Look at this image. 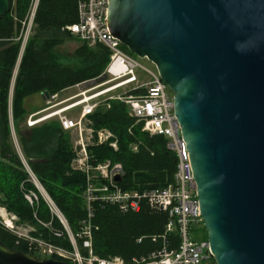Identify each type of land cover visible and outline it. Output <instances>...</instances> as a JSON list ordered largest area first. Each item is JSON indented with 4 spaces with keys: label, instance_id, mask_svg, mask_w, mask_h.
Returning a JSON list of instances; mask_svg holds the SVG:
<instances>
[{
    "label": "water",
    "instance_id": "water-1",
    "mask_svg": "<svg viewBox=\"0 0 264 264\" xmlns=\"http://www.w3.org/2000/svg\"><path fill=\"white\" fill-rule=\"evenodd\" d=\"M107 24L173 95L215 263L264 264V0H108ZM0 264L70 263L0 242Z\"/></svg>",
    "mask_w": 264,
    "mask_h": 264
},
{
    "label": "trees",
    "instance_id": "trees-1",
    "mask_svg": "<svg viewBox=\"0 0 264 264\" xmlns=\"http://www.w3.org/2000/svg\"><path fill=\"white\" fill-rule=\"evenodd\" d=\"M10 2V12L0 18V205L18 218L17 225L36 228L30 232L32 236L72 250L66 238H56L47 228H40L38 221L50 224L54 230L64 234L58 219L43 201L31 207L23 197L24 192L37 191L10 145L9 116L16 128L29 115L23 107L26 98L44 92L50 97L99 77L109 63V52L103 46L88 47L82 43L73 52L80 67L59 63L53 51L74 38L65 28L77 22L76 0H39L32 33L20 58L10 94L20 54L21 25L28 15L31 0ZM121 48L134 57L125 47ZM140 94H143L142 90L128 91V95L133 97ZM87 121L93 132L106 131L112 136L107 143H93L86 148L89 163L92 166L106 162L121 165L123 176L118 186L122 191L142 193L151 189L162 190L174 184L175 154L167 149V141L162 136L142 131L143 123L130 115V109L124 102L110 100L99 103ZM27 130L31 137L20 138L27 167L75 234L86 219V176L71 168L75 153L70 135L56 120ZM110 143H115L116 149ZM168 221L167 212L152 209L145 200L136 213L122 212L115 205L96 204L90 219L91 253L99 259L119 258L125 264H133V260H140L161 248ZM165 240L169 248H175L178 231L167 234ZM0 242L12 251L29 254L28 241L1 223ZM77 247L79 253L86 257L88 251L83 249L81 241Z\"/></svg>",
    "mask_w": 264,
    "mask_h": 264
},
{
    "label": "built area",
    "instance_id": "built-area-1",
    "mask_svg": "<svg viewBox=\"0 0 264 264\" xmlns=\"http://www.w3.org/2000/svg\"><path fill=\"white\" fill-rule=\"evenodd\" d=\"M38 2L39 0H31L28 15L21 25L19 38L23 48L31 34ZM76 9L77 22L66 27L65 31L88 47L100 45L109 52V63L103 74L109 78L108 82L115 84L101 92L92 94H89L87 90L80 92L76 96L79 98L78 101L46 115H42V113L49 110L50 106L45 111L31 113L26 117L24 124L27 129H32L55 117L63 131H74L78 134L79 139L76 145L80 149L77 150L71 168L86 176L84 193L86 219L81 222L79 230L73 234L54 203L45 192L44 196L38 189L37 185L40 184L35 176L27 172L38 193L28 191L24 194V199L32 205L41 195L46 201L49 211L63 227L64 234L54 230L50 224H43L39 221L38 224L47 228L54 237L66 238L72 250L40 238L25 237L15 232L16 236L22 239L27 238L25 240L28 241L29 254H34L39 259H55L70 264H125L119 258L99 259L92 255L90 219L92 218L93 206L96 204L99 206L115 205L122 212L136 213L140 209L142 200H145L152 209L167 212L169 221L161 238V248L147 257L133 260V264H216L207 240H199L194 236L196 231L204 227L189 153L173 111L172 93L160 80L155 68L151 70L143 66L135 56L128 55L121 48L120 42L111 35L107 24L108 0H76ZM138 72L143 73L147 81H141ZM124 87H130L129 91L142 90L143 94L133 97L125 93L97 101L99 97ZM47 99L49 104L50 101L56 99V95ZM110 100L121 101L128 105L130 115L137 122L143 123V132L162 136L167 141V149L172 151L177 159L172 186L162 190H146L142 193L125 192L114 181L117 175L121 178L123 176L121 165H110L109 162H106L92 166L89 163L86 148L93 143H107L112 136L106 131L93 132L88 127L87 117L93 113L99 103ZM77 107L81 109L76 121L65 116V113ZM110 146L116 149L115 143H110ZM98 179H102L101 185H96ZM174 230L178 231V243L175 248L171 249L166 243L165 237ZM79 241H81L83 249L88 251L86 257H83L78 251L77 243Z\"/></svg>",
    "mask_w": 264,
    "mask_h": 264
},
{
    "label": "rangeland",
    "instance_id": "rangeland-1",
    "mask_svg": "<svg viewBox=\"0 0 264 264\" xmlns=\"http://www.w3.org/2000/svg\"><path fill=\"white\" fill-rule=\"evenodd\" d=\"M31 33H32V28H31ZM79 45H80L79 42L73 38V39H70V40H66L61 45L57 46L54 49L53 52H54L55 56L57 57L58 62L63 64V65H69V66H72V67H75V68L80 67V64L77 61V59H75L73 57V52L79 47ZM23 50H24V48L21 45L20 46L19 58L17 60L16 67H15L14 72H13V78H12V81H11L10 94L12 93V85L14 83V79H15V76L17 74V70H18V66H19V62H20V58L22 56ZM139 62L143 66H145V67H147V68H149L151 70H154V67L148 61L139 59ZM138 76L140 77L141 81H147L146 76L143 73L138 72ZM108 79L109 78H107V80L104 83L99 84V85H97V86H95L93 88L88 89L87 91L89 92V94L104 91V90L110 88L111 86H113L115 84L114 82H108ZM129 89H131V88L130 87L119 88V89H117V90H115L113 92H110V93H108V94H106L104 96L99 97L97 99V101H101L103 99H107V98L113 97V96L123 95L125 93H128ZM79 93H80V91H78V89L75 87V88H72L71 90H69L68 92H66L63 96H60V97L56 98L53 101L54 102L55 101L59 102L63 98L64 99H68V102L66 104L62 105V106L65 107V106H68V105L73 104L76 101H78L79 98L76 97V96ZM10 97H11V95H10ZM53 101H50L52 103H49V104L46 105L45 103L43 104V100L40 97V95H33V96H30V97L26 98L23 101V107L28 113H33V112L39 110L41 107L43 109H45V108L51 106L52 104H54ZM56 109L57 108H55V109L53 108L50 111H45V112L42 113V115H46V114H48V113H50V112H52L53 110H56ZM78 112H79V109L75 108V109H72V110L68 111L67 113H65V116H67L68 118L76 121L77 118H78V114H79ZM9 128H10V138H9L10 145H11L13 151L17 154V156L20 159V161L26 167L27 163H26V160L24 159L22 151H21L20 138L21 137H25V138L31 137L30 136V131L27 130V128H26L24 123H21L18 127L14 128L11 116H9ZM68 133H69L70 138H71L72 148H73V152L75 153V158H76L77 150L80 149V147H78L76 145V142L79 139V136L74 131H71V132H68ZM71 165H72V163H71ZM26 171L29 172L30 174L32 173L29 170L28 167H26ZM31 175L34 176L33 174H31ZM28 176H29V182L34 187V185L32 184V179H31L30 175H28ZM37 181L39 182L38 179H37ZM102 183H103L102 179H98V182L96 183V185H99V184L101 185ZM39 184H40V182H39ZM42 189H43V187H42ZM35 190H36V188H35ZM44 192H45V190H44ZM25 193L26 192H24V194ZM24 194H23V197H24ZM38 195H40V194H38ZM46 195H47V193H46ZM40 200H42L43 203L47 206L46 201L44 200V198L41 195L38 197V199L36 201L33 202L32 205L29 204V203L28 204H29V206H33V205L36 206V205H39ZM17 221H18V218L15 215L7 212L6 207L3 206V205H0V223L2 225H4V227L6 229H8L11 232L13 231V234H15V232H16V233H18V234H20L22 236H25V237L36 238L35 236H32L30 234V232L37 230L36 228H34L33 226H27L26 227V226H22V225H17L16 224ZM6 226L12 227V229L7 228ZM39 226H40V228H44L41 225H39ZM194 236H196V238L199 239V240H203V238H205V236H206V232H205L204 228H201L200 230L196 231L194 233ZM25 239H27V238H25Z\"/></svg>",
    "mask_w": 264,
    "mask_h": 264
},
{
    "label": "crops",
    "instance_id": "crops-1",
    "mask_svg": "<svg viewBox=\"0 0 264 264\" xmlns=\"http://www.w3.org/2000/svg\"><path fill=\"white\" fill-rule=\"evenodd\" d=\"M76 39V38H75ZM78 42H79V46H81L82 45V42H80L78 39H76ZM63 65V64H62ZM13 85H14V83H13ZM13 85H12V89H13ZM75 88V87H74ZM72 88H70V89H67V90H65V91H63V92H61V93H59V94H56V98H58V97H60V96H63L66 92H68L69 90H71ZM36 95H40V94H36ZM41 97V96H40ZM42 98V97H41ZM42 100H43V104L45 103L46 105L48 104V99L46 98V99H44V98H42ZM68 102V99H62L61 101H59V102H54L53 101V103L54 104H52L50 107V109L49 110H47V111H50V110H52L53 108L55 109V108H57L56 110H59V109H61V108H63L64 106H62V105H64V104H66ZM50 103H52V102H50ZM48 108V107H47ZM47 108H45V109H42V107L40 108V109H42L43 111H45ZM78 109H79V111H80V107H77ZM37 110V111H35V112H33V113H36V112H39V111H42V110ZM56 110H53V111H56ZM52 111V112H53ZM79 113V112H78ZM29 114H31V113H29ZM56 118L55 117H53V118H50L49 120H55ZM48 120V121H49Z\"/></svg>",
    "mask_w": 264,
    "mask_h": 264
},
{
    "label": "bare ground",
    "instance_id": "bare-ground-1",
    "mask_svg": "<svg viewBox=\"0 0 264 264\" xmlns=\"http://www.w3.org/2000/svg\"><path fill=\"white\" fill-rule=\"evenodd\" d=\"M32 174V173H31ZM38 189L40 190V192L45 196L44 194V190L42 189V187H40V185H37ZM7 228H11L9 226H6Z\"/></svg>",
    "mask_w": 264,
    "mask_h": 264
}]
</instances>
